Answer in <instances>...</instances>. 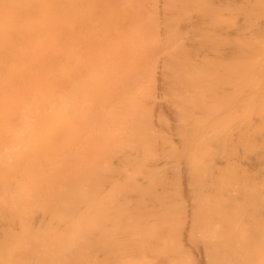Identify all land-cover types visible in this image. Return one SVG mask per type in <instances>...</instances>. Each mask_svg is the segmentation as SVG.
Segmentation results:
<instances>
[{"label": "bare ground", "instance_id": "obj_1", "mask_svg": "<svg viewBox=\"0 0 264 264\" xmlns=\"http://www.w3.org/2000/svg\"><path fill=\"white\" fill-rule=\"evenodd\" d=\"M85 1L0 0V88L5 84L4 76L23 80L12 102L3 97L0 100L3 108L8 106L5 111L15 109L14 114H5L6 124L4 115L0 118V123L4 120L1 131L9 128L0 133V143L4 144V148L0 144V264H111L116 259L119 264L123 255H135L138 248L147 253L152 238L151 246L158 243L159 248L152 247V251L157 250L155 260L160 262L156 264H193L194 260V264L199 260L203 264H264V0H146L145 18L135 20L134 14L135 21L128 22L129 28L126 25L130 31L121 38L124 41L118 38L126 44L122 49L126 51H120L125 45L119 46L118 41H113L118 43L115 46L106 42L108 47L103 49L108 48L107 53L101 48L103 53L98 54L110 57L103 55L107 60L100 62L99 55L92 59V52L96 65H104L95 67L94 63L93 69V61L78 58V63L67 52L72 43L68 44L67 38L76 27L71 23L86 13L81 9L83 4L85 10H95L92 16L98 14L96 5L90 7ZM92 1L96 4L100 0ZM135 2L128 7L131 14L138 10H134L139 6ZM29 38L43 45L47 42L56 51L50 49L52 55L45 52L47 57L42 58L43 63L39 59V64L38 58L27 57ZM115 48L120 49L118 56H111L117 53ZM9 50L20 59L13 62L16 54L13 60L9 58L11 62L4 58ZM72 61L78 66L89 63V67L83 66L89 68L85 69L88 73L81 66L75 70ZM112 76L119 79L109 82ZM100 87L105 89L100 91ZM113 97L119 98H114L117 104ZM13 124L22 127L20 132H11ZM7 137L12 140L9 145ZM82 139L88 144L84 146ZM92 141L97 146L91 145ZM63 169L67 172L62 176ZM235 169L237 172H232ZM162 171L173 177H161ZM182 172L184 177L190 174L187 183L181 181L185 188L179 180L172 181L174 176H183ZM164 178L175 189L181 183L178 187L183 192L194 184L196 192H186L189 198L185 195V201L183 192L178 194L179 188L175 197L169 190L171 186L174 190L173 185ZM240 180L252 185L247 182L241 186ZM156 183L169 191L161 190L164 186L158 190ZM145 186L153 187V193ZM156 201L159 213L164 201L170 204H165L158 222L154 220L157 216L149 219L157 223L155 228L148 224L151 230L146 228L147 233L143 231L149 223L146 219L143 224L146 209L149 205L152 215L151 206ZM197 203L203 208V218ZM150 213L146 217H152ZM115 233L120 240L113 237ZM163 235L164 242H160ZM125 240L132 241L135 248L130 244L126 248ZM124 241L126 245L120 246ZM115 248L123 251L117 255L123 259H115ZM194 250L205 254V260L202 255L196 261ZM141 253L136 254L138 258L143 257ZM148 256V261L146 256L141 262L133 260L151 264L154 257ZM123 264H130L129 260Z\"/></svg>", "mask_w": 264, "mask_h": 264}, {"label": "rangeland", "instance_id": "obj_2", "mask_svg": "<svg viewBox=\"0 0 264 264\" xmlns=\"http://www.w3.org/2000/svg\"><path fill=\"white\" fill-rule=\"evenodd\" d=\"M84 1H85V0H84ZM88 1H90V0H87V4L90 5V7H91V5H96V6H95V8H96V12H95V13H98L97 15H99V16H97L96 14H95V16H92V14H93L92 11L94 12L95 10H92V9H91L92 7L89 8V10H85V5H84V4H83L84 7L81 8L82 10L84 9V10H83V14H84L85 11H86V13H88V12L91 10V12H90L91 15H90V16H91L93 19L95 18L96 20H95V19L93 20L92 18H88L89 15H88V16H87V15L85 16V14H86V13H85L84 15H78L79 17L75 18V20H73L74 22L71 23V24H73L74 26H76V27H75V30L72 29L74 32H73V31L70 32V30H71L70 27L67 28V29L69 30V32L71 33V36H70V33L68 32V34H69V36H70V38L68 37L69 39L67 38L68 44L72 41V43L68 45L69 47H67V50H69V48H70V50L67 51V52H71V53H72V55L69 53V54L71 55V56H69V57H70V58H71V57L74 58V60L76 59V60H75L76 62L78 61V58H79L80 61H81L82 59H85L86 61H87V60H89V61H90V60L93 61V63H91V65H90L89 63H86V61H85V62L82 61L83 63H86V65L83 64V66H84V65H85V66H88V64H89L90 66H92V65L95 63L94 60H95V58L98 57L97 55L100 56V54L103 53V52H100V51H101V48H102V49H103V48H106V46H107V45H106V44H107L106 42H108V43L110 44V45L108 44L109 46H111V44L114 45V46H115V44L118 45V43L113 44V43H114L113 41H116V42L118 41V42H120V40L122 41V40L124 39V36L127 34L126 31H127V30L130 31V30L127 29V27H126V25L128 24V22H129V24H130V21H135L136 19H138V20L140 19V20H141V19L143 18V16H144L145 11L148 10V9L146 10V8H148V5H147L148 2H147L146 0H139V1H138V0H127V1H125V0H106V1L103 0V1L101 2L103 5L99 3L101 0H100L98 3H96V4H95L96 1L94 2V1L91 0L94 4H92V3L90 4L91 1H90V2H88ZM134 1H136V2H135V5H136V6L139 5V6H137L136 9H134V10H137V9H138V10H137V11L132 10V11H134V12H132V14H131V13H130L131 10H129L128 7H129V5L131 4V2H134ZM144 1H145V2H144ZM85 2H86V1H85ZM85 2H84V3H85ZM118 2H119V3H118ZM123 2H124V3H123ZM128 2H129V3H128ZM138 2H140V3H138ZM146 2H147V3H146ZM127 3H128V4H127ZM137 3H138V4H137ZM142 3H143L144 6L140 5V4H142ZM106 4H107V5H106ZM108 4H110V5H108ZM112 4H113V5H112ZM132 4H133V3H132ZM117 5H118V7H120V8H119L120 13H119V10H118L117 7H116ZM122 5H123V6H122ZM126 5H127V6H126ZM105 6H106L108 9H107ZM110 6H111V7H110ZM121 6H122V7H121ZM130 6H131V5H130ZM86 7L88 8L87 5H86ZM104 7H105V8H104ZM132 7H133V6H132ZM132 7H131L130 9H132ZM140 7H141V8H140ZM144 7H146V8H144ZM87 8H86V9H87ZM95 8H94V9H95ZM114 8H115V9H114ZM127 8H128V9H127ZM133 8H135V7H133ZM100 9H101V10H100ZM105 9H107V10L104 12ZM123 9H124V10H123ZM139 9H140L141 11H140ZM108 10H110V12H109V13H106ZM113 10H115V11L112 12ZM117 10H118V11H117ZM127 10H129V13H128ZM142 10H143V12H142ZM80 12H82V11H80ZM139 12H140V13H139ZM100 13H101V14H100ZM104 13H106V14H104ZM110 13H111V14H110ZM112 13H113V14H112ZM116 13H117V14H116ZM121 13H122L123 15H122ZM124 13H125V14H124ZM78 14H79V13H78ZM80 14H81V13H80ZM134 14H135V15H134ZM137 14H138V16H137ZM140 14H141V15H140ZM102 15H103V16H102ZM125 15H126V16H125ZM133 15L135 16V18H134ZM142 15H143V16H142ZM90 16H89V17H90ZM101 16H102V18H101ZM109 16H110V17H109ZM114 16H115V17H114ZM141 16H142V17H141ZM145 16H146V14H145ZM82 17H83V18H82ZM112 17H113V19H112ZM123 17H124L125 19H124ZM126 17H128V18L126 19ZM107 18H108V19H107ZM115 18H116V19H115ZM133 18H134L135 20H134ZM144 18H145V17H144ZM144 18H143V19H144ZM78 19H79L80 21H79ZM101 19H102V20H101ZM109 19H110V20H109ZM128 19H129V21H128ZM76 20H77V21H76ZM97 20H99V22H100V23L98 22V25L96 24V23H97ZM108 20H109V23H107ZM112 20L114 21V23H113ZM115 20H117V21H115ZM138 20H137V21H138ZM75 21H76V22H75ZM86 21L89 22L90 25H89V23H87ZM119 21H121V22L119 23ZM126 21H127V22H126ZM137 21H136V22H137ZM70 22H71V21H70ZM117 22H118V24H117ZM123 22H124L125 24H122ZM76 23H77V24H76ZM81 23H82V25H81ZM133 23H134V22H133ZM137 23H138V22H137ZM137 23H135V24H137ZM71 24H70V26H72ZM83 24H84V25H83ZM86 24H88V25H86ZM94 24H95V26H93ZM99 24H101L102 26L99 25ZM103 24H104V25H103ZM114 24H115V25H114ZM129 24L127 25L128 28L130 27ZM110 25H111V26H110ZM116 25H117V26H116ZM119 25H120V26L123 25V26L120 27ZM68 26H69V25H68ZM74 26H72V27H74ZM78 26H79V27H78ZM90 26H91V27H90ZM104 26H105V27H104ZM131 26H133L132 23H131ZM92 27H93V28H92ZM97 27H98V28H97ZM111 27H112L113 30L111 29ZM117 27H118V29H117ZM46 28H47V27H46ZM76 28H78V29H76ZM79 28H81V30H80ZM101 28H102V29H101ZM114 28H115V29H114ZM120 28H122V29H120ZM82 29H83V30H82ZM99 29H101V30H99ZM107 29H108V30H107ZM125 29H126V30H125ZM77 30H80V31H77ZM104 30H105V31H104ZM110 30H111V32H110ZM114 30H115V31H114ZM92 31H93V32H92ZM108 31H109V34H110V33H112V34L109 35V34H108ZM119 31H123V32H121V35H120ZM25 32H26V31H25ZM45 32H46V31H45ZM103 32H105V33H103ZM116 32L119 33V35H118V34L115 35ZM50 33H51V32H50ZM66 33H67V32H66ZM78 33H79L80 35H79ZM85 33H86V34H85ZM92 33H94V34H92ZM95 33H96V34H95ZM99 33H100V34H99ZM113 33H114V34H113ZM122 33H123V34H122ZM125 33H126V34H125ZM128 33H129V32H128ZM25 34L28 35L27 32H26ZM46 34H47V32H46ZM105 34H106V35H105ZM27 35H25V37H26ZM33 35L35 36L34 33H33ZM33 35H32V36H33ZM36 35H37V34H36ZM51 35H53V34L51 33ZM51 35H50V37H51ZM81 35H82V36H81ZM84 35H85V37H84ZM113 35H115V36H113ZM129 35H130V34H129ZM129 35H128V37H129ZM29 36H30V33H29L28 37H29ZM32 36H31V37H32ZM37 36H39V35H37ZM65 36H67V34H65ZM74 36H75V37H74ZM94 36H95V37H94ZM99 36H100L101 38H100ZM107 36H108V37H107ZM110 36H112V37H110ZM116 36H117V37H116ZM126 36H127V35H126ZM25 37H24V38H25ZM28 37H27V38H28ZM40 37H41V36H40ZM47 37H49V34H48ZM47 37H45V39H47ZM53 37H54V36H53ZM73 37H74V38H73ZM91 37H92V38H91ZM98 37H99V39H98ZM109 37H110V38H109ZM113 37H114V38H113ZM65 38H66V37H65ZM77 38H78L79 40H78ZM81 38H83V39H81ZM115 38H116V39H115ZM118 38H119L120 40H119ZM121 38H123V39H121ZM16 39H17V38H16ZM16 39H15L16 43H19V42H17V41H19V39H18V40H16ZM29 39L32 40V41H31L32 43L29 41L30 43L27 42V44H26L27 46L29 45L30 48L27 47V46H25V47H27V50H30L29 52L27 51V55H28L27 57H34L35 59L38 58V60H36V61H38V63H39V59L41 60L40 62L43 63V60L47 57V54H48V55H52L53 52L56 51L55 47H54V48H50L49 45H48L49 43L47 44V42H45V41H44L45 43H44V45H43L42 42H41V44H39L40 42L37 41V39H36L37 42L34 41L35 38H34V39L29 38ZM51 39H52V38H51ZM51 39H50V40H51ZM72 39H73V40H72ZM95 39H97V40H95ZM109 39H110V40H109ZM111 39H112V40H111ZM114 39H115V40H114ZM126 39L129 40L130 38H129V39L126 38ZM13 40H14V39H13ZM24 40H25L24 42H26V38H25ZM38 40H43V39H42V38H41V39L38 38ZM70 40H71V41H70ZM108 40H109L110 42H109ZM15 41H14V43H15ZM27 41H28V40H27ZM48 41H49V40H48ZM73 41H75V42H73ZM80 41H81V42H80ZM86 41H87V42H86ZM123 41H124V40H123ZM123 41H122V42H123ZM21 42H22V40H20V43H21ZM38 42H39V43H38ZM51 42H52V41H51ZM76 42H77V44H76ZM103 42H104V43H103ZM111 42H112V43H111ZM52 43H53V42H52ZM52 43L50 44V46H54V45H52ZM78 43H80V44H78ZM105 43H106V44H105ZM31 44H32V45H31ZM46 44H47V45H46ZM120 44H122V43L120 42V43H119V46H124V45H125V47H121V48H120L121 50L118 48V50H120V51L123 52L122 49H126V44H125V43L122 44V45H120ZM70 45H71V47H70ZM98 45H100V46H98ZM42 46H43V47H42ZM76 46H77L78 48H77ZM82 46H84L85 48L83 49ZM119 46H118V47H119ZM73 47H74V48H73ZM107 47H108V46H107ZM41 48H42V49H41ZM112 48H113V47H112ZM116 48H117V47H116ZM116 48H115V49H116ZM40 49H41V50H40ZM50 49H51V50L53 49V50H52L53 52L49 53V52H50V51H49ZM54 49H55V50H54ZM72 49H73V51H72ZM78 49H79V51H77ZM80 49H82L83 51L81 52ZM99 49H100V50H99ZM107 49H108V48H107ZM107 49H103L104 51L106 50L105 53H107ZM109 49H111V47H110ZM10 50H11V49H10ZM10 50H9V51H10ZM31 50H33V51H31ZM45 50H46V51H45ZM118 50L116 49L115 52L117 51V53H116V54H111V56H112V55H117V54L119 53ZM14 51H15V49H14ZM14 51H10L8 54L6 53L8 56H5V55H6V54H5V55H4V58H5V57L8 58V59H9V58H12V60H13L14 58H16L17 55H18V53H15ZM84 51H85V52H84ZM89 51H90V52H89ZM98 51H99V52H98ZM109 51H112V50H109ZM109 51H108V52H109ZM125 51H126V50H125ZM125 51H124V52H125ZM19 52H20V51H19ZM45 52H47V54H46ZM92 52H93V58H92ZM115 52H114V53H115ZM122 52H121L120 54H122ZM124 52H123V53H124ZM11 53H12V54H11ZM24 53H25V52H24ZM29 53H30V54H29ZM98 53H100V54H98ZM109 53H110V52H109ZM112 53H113V52H112ZM9 54H10V56H9ZM15 54H16V56H15ZM34 54H35V56H34ZM11 55H12V56H11ZM36 55H38V56H36ZM43 55H44V56H43ZM86 55H88V56H86ZM90 55H91V56H90ZM103 55H106V56H107L108 54H103ZM103 55H102V56H103ZM13 56H15V57L13 58ZM18 56H19V55H18ZM45 56H46V57H45ZM102 56H100V57H101L100 62H103V61L107 60V59L103 60L104 58L102 59ZM117 56H118V55H117ZM117 56H116V57H117ZM119 56H120V55H119ZM43 57H45V58L42 59ZM94 57H95V58H94ZM107 57H110V55L107 56ZM107 57H105V58H107ZM122 57H123V55H122ZM2 58H3V57H2ZM17 58H19V57H17ZM17 58L15 59V61L13 60V62H16V61H17ZM91 58L94 59V60H92ZM112 58H113V57H112ZM117 58H119V57H117ZM19 59H20V58H19ZM22 59H23V58H22ZM32 59H33V58H32ZM108 59H110V58H108ZM113 59H114V58H113ZM115 59H116V58H115ZM121 59H122V58H121ZM72 60H73V59H72ZM74 60H73V61H74ZM102 60H103V61H102ZM73 61H72V64L74 65V62H73ZM80 61H78V63H79ZM89 61H88V62H89ZM91 61H90V62H91ZM98 61H99V58H98ZM98 61H97V62H98ZM118 61H120V60L118 59ZM9 62H11L10 59H9ZM82 62H81V63H82ZM106 62H107V61H106ZM78 63L74 65L75 70H76L77 68L79 69V67L82 65V64H80V66H78V65H79ZM39 64H40V63H39ZM98 64L101 65L102 63H98ZM98 64H97V65H98ZM108 64H109V63H107V64L105 63V65H108ZM95 65H96V63L94 64V66H95ZM97 65H96L95 67H98ZM102 65H103V64H102ZM83 66H81L80 68H81V69H82V68L84 69ZM103 66H104V65H103ZM88 67H89V66H88ZM95 67L92 66V69L95 68ZM83 69H82V70H83ZM85 69L88 70L89 68H85ZM85 69H84V72L88 73L87 71H85ZM90 69H91V67H90ZM82 70H81V71H82ZM81 71H80V72H81ZM88 71H89V70H88ZM119 71H120V70H119ZM121 72H122V71H120V74L123 73V72H122V73H121ZM81 73H83V71H82ZM86 73H85V74H86ZM90 73H91V72H90ZM117 73H118V71H115V74H116L117 76L122 77L123 74L120 76V74L118 75ZM83 75H84V73L81 74V76H83ZM113 76H114V75H113ZM113 76H112V78L109 80V82H113V81H114V80H113L114 78H115V80H118V79H119V77H113ZM117 78H118V79H117ZM3 79H4L3 82H4L5 84H3V85L1 84V85H2V89L0 88V100H1L2 97H3L4 100H6V101H11V102H12V99H14L15 97H17V96H16V93H17V94L19 93L18 90L21 88V85L23 84V82H22L23 80L21 81V82H22V83H21L20 80H18V82H17V79H13V78H11V79L8 78V79H6L5 76H4ZM5 79H6V80H5ZM9 79H10V81H11L12 83L9 81ZM13 81H14V82H13ZM1 82H2V81H1ZM3 82H2V83H3ZM7 82H8V83H7ZM16 82H17V83L20 82L21 85H20V83H19V84H16ZM24 85H25V82H24ZM24 85H23V87H24ZM4 86H5V87H4ZM10 87H11L12 89H10ZM3 88H4V89H3ZM7 88H8V89H7ZM15 88H17V89H15ZM106 88H107V87H106ZM13 89H14V90H13ZM99 89H100V91H101V90L103 91L105 88H101V87H100ZM1 90H2V91L4 90V91L1 92ZM11 90H12V91H11ZM108 90H109V88H108ZM5 91H6V92H5ZM14 91H15V92H14ZM100 91H99V92H100ZM105 91H106V90H105ZM105 91H104V93H105ZM106 92H107V91H106ZM3 93H5V97H4V94H3ZM100 93H102V92H100ZM118 94H119V93H118ZM18 95H19V94H18ZM115 97H116V95H115ZM115 97H113V101L116 99ZM118 97H120V95H118ZM10 98H11V99H10ZM114 98H115V99H114ZM7 99H9V100H7ZM117 99H119V98H117ZM117 99H116L115 101H117ZM6 101H5V103H7ZM115 101H114V102H115ZM11 102H9V103H11ZM7 104H8V103H7ZM115 104H117V103L115 102ZM8 105H9V104H8ZM6 107H8V106L6 105ZM6 107H5V108H6ZM2 108H3V106L0 105V118H1V115H2V116L4 115V118L2 117L4 120L6 119V118H5V117H6L5 114H6L7 112L9 113V111H11L13 114L15 113V112H14L15 109H14V111H13V109H12V110H11V109H8V110L6 109L7 111H5V108H3V109H2ZM16 110H18V109H16ZM18 111H20V110H18ZM18 111H17V112H18ZM22 112L26 113L25 111H22ZM8 113H7V115H8ZM18 113H19V112H18ZM24 113H23V114H24ZM19 114H21V111H20ZM25 115H26V114H25ZM16 116H17V113L15 114V116L13 115V117H16ZM7 117H8V116H7ZM23 117H25V116H23ZM24 119H25V118H24ZM4 120L2 121V123L4 122ZM6 120H7V119H6ZM6 120H5V122H4L5 124H6V122H7ZM2 123H0V125H1ZM3 125H4V124H3ZM3 125H2V127H3ZM7 125H10V124L8 123ZM16 125H17V126H20L21 124H19V125L16 124ZM10 126H11V125H10ZM12 126H14V127L12 128L13 130H12L11 132H14V131H16V130H17L16 132H18V131L20 132V129H22V127H21V128H20V127L17 128V127L15 126V124H13ZM0 127H1V126H0ZM4 127H5V126H4ZM7 128H8V127H7ZM7 128H6V129H7ZM1 129H2V128H0V131H1ZM3 129H4V128H3ZM6 129H5V130H2V131L6 132ZM18 129H19V130H18ZM23 129H24V127H23ZM25 129L28 130L27 128H25ZM25 129H24V130H25ZM8 130H9V128H8ZM24 130H23V132H24ZM29 130H30V129H29ZM2 131H1L0 133H2ZM7 133H8V131H7ZM7 133H6V134H7ZM7 135H8V134H7ZM85 136H86V137L89 136V133L86 134ZM85 136H84V139L86 138ZM91 137H92V136H91ZM88 138H89V137H88ZM90 139H91V138H90ZM91 140H92V139H91ZM91 140H90V141H91ZM4 141H6V140H3V143H4ZM7 141H8V137H7ZM7 141H6V143H7ZM10 141H12V140H10ZM10 141H8V143H7L8 145L10 144ZM82 141H83V139H82ZM86 141H87V139H86ZM86 141H85V142H86ZM13 142H14V141H13ZM83 142H84V141H83ZM83 142H82V143H83ZM85 142L83 143V145L85 144ZM92 142H93V144H91V145H96V146H97V142H95V141H92ZM92 142H91V143H92ZM94 142H95V143H94ZM1 143H2V142H1ZM1 143H0V144H1ZM82 143H81V144H82ZM86 143L88 144V142H86ZM14 144H15V143H14ZM81 144H80V145H81ZM89 144H90V143H89ZM1 145L3 146L4 144H1ZM85 145H86V144H85ZM85 145H84V146H85ZM2 146H1V147H2ZM84 146H83V147H84ZM88 146H89V145H88ZM8 147H10V146H8ZM8 147H7V148H8ZM11 147H13V146H11ZM15 147H16V146H15ZM80 147L82 148V146H80ZM3 148H4V146H3ZM5 148H6V147H5ZM76 148H78V150H79V147H76ZM81 148H80V149H81ZM78 150H77V152H78ZM75 151H76V150H75ZM79 151H80V150H79ZM225 157L228 158V156H225ZM230 157H232V156H230ZM164 158H165V157H164ZM185 159H186V158H185ZM222 159H223V158H222ZM223 160H225V158H224ZM72 161H73V160H71V162H72ZM228 161H229V159H228ZM69 162H70V160H69ZM74 162H75V160H74ZM70 164H71V163H69L68 166H69ZM71 165H72V164H71ZM68 166H67L66 168H69ZM241 167H243V166H241ZM222 168H225V167H222ZM222 168H220V169L222 170ZM234 168H235V167H234ZM64 169H65V168H64ZM64 169L62 170L61 175L63 174V172L66 171V170H64ZM229 169H231V168H229ZM240 169H241V168H240ZM241 170H242V169H241ZM160 171H161V170H159L158 172H160ZM231 171H232V170H230L229 172H230V173H232V172H237L236 169H235L234 171H232V172H231ZM239 171H240V170H239ZM250 171H251V169H250ZM66 172H67V171H66ZM70 172H71V171H70ZM156 172H157V171H156ZM185 172H186V171H185ZM220 172H222V171H220ZM225 172H226V170H225ZM227 172H228V171H227ZM243 172H245V171H243ZM247 172H248V171H247ZM251 172H252V171H251ZM162 173H163V176H161V177H164V175L167 174V173L165 174V172L162 171V172H161V175H162ZM187 173H188V172H187ZM215 173H219V172L217 171V172H215ZM215 173H214V176H215ZM248 173H249V172H248ZM253 173H255V172L253 171ZM149 174H150V173H149ZM180 174H181V173H180ZM184 174H185V173H184ZM219 174H221V173H219ZM240 174H241V172H240ZM68 175H69V169H68ZM68 175H67V176H68ZM147 175H148V174H147ZM159 175H160V174H159ZM169 175H171V174L169 173ZM181 175H183V172H182ZM188 175H190V174H188ZM188 175H187V176H188ZM216 175H217V174H216ZM229 175H230V174H229ZM62 176H63V175H62ZM62 176H61V177H62ZM64 176H65V174H64ZM187 176L184 177V175H183V176H180V175H179V176H176L177 178L174 176V179H172V181H175V182L177 181L176 183H178V180H179V182H181V181L183 180L182 182H184V184H185L186 179H189V177H187ZM211 176H212V177H211ZM211 176H210L211 178H214L213 175H211ZM218 176H219V175H218ZM218 176H215V177H218ZM240 176H242V174H241ZM250 176H252L251 173H250ZM65 177H66V176H65ZM166 177H167V179H168L170 176L168 177V174H167ZM172 177H173V175H171L170 178H172ZM181 177H182V178H181ZM231 177H233V176H231ZM231 177L229 176V178H231ZM175 178H176L177 180H176ZM237 178H238V177H236V179H237ZM245 178H247V177H245ZM250 178L252 179V177H250ZM156 179H157V178H156ZM164 179H165V178H164ZM164 179H163V180H164ZM167 179H165V180L167 181ZM232 179H233V178H232ZM232 179H231V180H232ZM241 179H243V178H241ZM169 180H170V179H169ZM184 180H185V181H184ZM212 180H213V179H212ZM257 180L260 182L259 179H257ZM188 181H189V180H187L186 183H187ZM213 181L215 182V179H214ZM240 181H241V180H240ZM244 181H246V180H244ZM255 181H256V180H255ZM258 181H257V182H258ZM169 182H170V181H169ZM169 182L167 181V183H169ZM182 182H181V183H182ZM231 182H233V181H231ZM247 182H248V181H247ZM247 182L243 183V181H241L240 184L243 183V185L241 184V186H244V187H245L244 184H246ZM249 182H250V181H249ZM249 182H248V185H249ZM167 183H166V185H168ZM181 183H180V184H181ZM193 183H195V182H193ZM211 183H213V182H211ZM235 183H236V182H235ZM260 183H261V182H260ZM156 184H157L156 186L159 187L158 190H160V188H161L162 186H164V185H160L159 183H156ZM158 184H159V185H158ZM169 184L171 185L172 183L170 182ZM180 184L177 185V189L180 188V187H178V186H180ZM213 184H214V183H213ZM213 184H210V185H213ZM172 185H173V184H172ZM182 185H183V183L181 184V186H182ZM186 185H187V184H186ZM186 185H185V186H186ZM189 185H190V184H189ZM191 185H192V184H191ZM214 185H215V184H214ZM246 185H247V184H246ZM251 185H252V183H251ZM251 185H249V186H251ZM258 185L260 186L261 184H258ZM150 186H151V185H150ZM160 186H161V187H160ZM193 186H194V188H195L196 185L193 184ZM193 186H192V187L189 186V187L192 189V190L190 189L191 191H195V190H196V188H195V190L193 189ZM237 186H238V185H237ZM237 186L234 185V187H237ZM145 187H147V186H145ZM148 187H149V186H148ZM148 187H147V188H148ZM153 187H154V185H153ZM153 187H151V188L149 187V189H152ZM158 187H157V188H158ZM164 187H166V186H164ZM164 187H162V188H164ZM173 187H174V185H173ZM182 187H184V186H182ZM186 187H187V186H186ZM246 187H247V186H246ZM162 188H161V190H164V191L166 190L167 192L170 190V191H171L170 193H172L173 191H174V193H175V192L177 193V191H176L177 189H175V187H174V190H173L172 186H171V188H170L169 190H167V187L164 188V189H162ZM184 188H185V187H184ZM144 189H145V188H144ZM149 189H147V190H149ZM153 189H154V188H153ZM153 189L151 190L152 192L150 191L151 194L153 193ZM171 189H172V190H171ZM182 189H183V188H182ZM187 189H188V187H187ZM185 190H186V189H185ZM190 190L188 189L187 191H184V192H185V193H184L183 191H181V188H180V190H178V191H179L178 194L181 193V192H183L184 194L181 193V194L184 196V197L182 196V198L184 199V198H186L187 196H188L187 198H189V195H187L186 192L189 193ZM180 191H181V192H180ZM191 191H190V192H191ZM161 192H162V191H161ZM195 192H196V191H195ZM227 192H228V191H227ZM227 192H226V193H227ZM155 193H156V192H155ZM157 193H159V192L157 191ZM163 193H164V192H163ZM170 193H169V194H170ZM176 193H175V194H176ZM193 193H194V192H192L190 195H192ZM159 194H160V193H159ZM165 194H167V193H165ZM175 194H174V196L176 197L178 194H176V195H175ZM209 194L211 195V193H209ZM213 194H214V193H212V197L214 196ZM154 195H155V194H154ZM161 195H162V194H161ZM171 195H173V194H171ZM185 195H187V196L185 197ZM207 195H208V194H207ZM221 195H222V194H221ZM262 195H263V194H262ZM168 196H169V195H168ZM174 196H173L174 199H172V200H175V197H174ZM215 196H216V195H215ZM219 196H220V195H219ZM241 196H243V195H241ZM201 197H202V196H201ZM201 197H200V198H201ZM208 197H209V196H208ZM210 197H211V196H210ZM220 197H222V196H220ZM170 198H172V197H170ZM179 198H181V197H179ZM187 198H186V199H187ZM190 198H191V197H190ZM198 198H199V197H198ZM198 198H197V199H198ZM183 199H182L181 201H184V200H185V199H184V200H183ZM164 200H166V199H164ZM172 200L169 199L170 203L173 202ZM179 200H180V199H179ZM190 200H191V199H190ZM192 200H193V202L195 201L194 199H192ZM148 201H149V200H148ZM150 201H152V200H150ZM153 201H154V199H153ZM185 201H186V200H185ZM187 201H188V200H187ZM145 202H146V200H145ZM154 202H155V201H154ZM154 202H152V203H154ZM158 202H159V201H156V203H154L155 206H151V207L153 208V210H152V215H151V213H150V211H149V210H151V208L149 207V205L147 204L148 207H149V209H148V207L145 205V208L147 207L146 210H148V212L150 213V216H152V217H149V214L147 215L148 217H146V213H148V212H147L146 210H144V211H146V213H145V220H143V224H145L144 221L147 222V221H149V219L154 218V217H156V216H157V217H156L154 220L158 222V220H157L158 215H160L161 213H163V212H162L163 210H164V211L166 210V207H165L166 205H165V204L167 203V202L164 201L165 204L160 205V206H162L161 209H163V210L161 211V209H159V211H161V213H159V212H157V209H158L157 207H159V203H158ZM237 202H238V201H237ZM242 202H243V201H242ZM148 203H149V202H148ZM157 203H158V204H157ZM162 203H163V202H162ZM168 203H169V202H168ZM168 203H167V204H168ZM170 203H169V204H170ZM195 203H196V202H194V204H195ZM240 203H241V202H240ZM160 204H161V203H160ZM182 204H183V203H182ZM186 204H187V205L190 204L189 201H188V203L186 202ZM192 204H193V203H192ZM192 204H191V205H192ZM198 204H199V203H197L196 205L198 206ZM151 205H152V204H151ZM170 205H173V203L170 204ZM191 205H188V206L190 207ZM199 205H200V204H199ZM163 206H164V207H163ZM154 207H156V208H154ZM167 207H168V205H167ZM192 207L195 208L194 205H192L191 208H192ZM164 208H165V209H164ZM169 208H170V207H169ZM169 208H167V209H169ZM186 208H187V206H186ZM198 208H199V206H198ZM200 208H202V207L200 206ZM200 208H199L198 210H200ZM155 209H156V210H155ZM189 209H190V208H189ZM192 210L195 212V209L192 208ZM196 210H197V207H196ZM198 210H197V212L199 213ZM224 210H225V209H224ZM155 211H156V212H155ZM200 212H201V216H202V218H203V208L201 209ZM263 212H264V211H263ZM155 213H156L157 215H155ZM158 213H159V214H158ZM259 213H260V212H259ZM154 215H155V216H154ZM260 215H261V214H260ZM141 216H144V215L142 214ZM190 216H191V215H190ZM201 216H200V217H201ZM257 216H258V215H257ZM263 216H264V213H263ZM261 217H262V215H261ZM215 218H216V217H215ZM258 218H259V217H258ZM143 219H144V218H143ZM146 219H148V220L146 221ZM199 219H200V218H199ZM151 220H152V219H151ZM261 220H262V219H260V221H261ZM157 222H156V223H157ZM47 223H48V222H47ZM150 223H152V226H153V224H156V223H154V222L149 221V223L147 222V224H145V225L148 226V224H149V226H151ZM245 223L251 225V223H249L248 221H247V222L245 221ZM245 223H244L243 225H246ZM261 223H262V221H261ZM263 223H264V221H263ZM263 223H262V224H263ZM145 225H144V227H145ZM149 226H148V227H145V229H144L143 231L146 230V232H147V229H146V228H148L149 231H150L151 228H149ZM152 226H151V227H152ZM154 226H155V225H154ZM154 226H153V227H154ZM246 226H248V225H246ZM153 227H152V228H153ZM155 227H156V226H155ZM155 227H154V228H155ZM157 227H158V226H157ZM248 227H249V226H248ZM261 227H263V226L261 225ZM217 228H220V227L217 226ZM62 229H64V228H62ZM62 229H61V230L59 229V230L62 231ZM60 231H59V232H60ZM149 231H148L147 233H149ZM159 231H160V228H159ZM120 233H121V232H120ZM122 234H123V233H122ZM116 235H117V239H119V238H120V237H119L120 235H119L118 233H115V234L113 235V237H114V236L116 237ZM124 235H125V234H124ZM164 236H165V235L161 236V237H162L161 239H160V237L157 236V240H158V238H159V239H160V242H164V241H161V240L163 239ZM122 237H124V236H122ZM128 237H129V235H128ZM165 237H166V236H165ZM111 238H112V237H111ZM186 238H187V237H186ZM208 238H209V237H208ZM262 238H263V234H262ZM123 239H125V237H124ZM152 239H153V238H152ZM152 239H151V241H152ZM167 239H168V237H167ZM112 240H113V239H112ZM119 240H120V239H119ZM127 240H128V239H127ZM127 240H125V241L127 242V246H126V248H127V247L129 248V247L131 246L130 243H131L132 241L128 243ZM130 240H131V239H130ZM149 240H150V239H149ZM163 240H164V239H163ZM180 240H181V239H180ZM186 240H187V239H186ZM260 240H261V239H260ZM117 241H118V240H117ZM122 241H123V240H122ZM125 241H124V242H120V243H123V245L120 244V246H122V247L125 246V245H126V242H125ZM151 241H149V242H150V244H149V248H148V246H147V253H146L145 250H141V249L138 248L137 251H136V249H135V251H136V253L134 252L135 255H132L133 253H131V254H130V257L127 256L126 254H125V255L122 254L123 251H126V253H127V250H125L126 248L123 249L122 247H120L121 249H123V251H122V250L118 251L120 248H119V249H118V248H117V249L115 248V249L117 250L116 254L113 252V253L115 254V259H116L117 255H119V256L123 255V256H122L123 258H124V256H125L124 259H123L122 257H117V258L123 259V260H122L123 262H124L125 260H129V263H130V264H133V262H134V264H136L137 261L135 260V261H136V262H135L133 259L138 258L137 256L139 255L140 252H142V253L144 252L143 254L145 255V253H146V255H145L146 257H145L144 255H142V253H141V256H143V257L139 256V257H141V258H138V261H139V260L142 261L144 257H145L146 260L148 261L149 259L147 258V256L150 254L151 256L149 255L148 257H150V258H151V257H154V258H152V261H154V263H155V262L160 263L159 261H157V259L155 260V254H154V256H153V253H154L155 251H157V250H155V251L153 250V251H152V247H153V245L151 246V244H153V243H152ZM158 241H159V240H158ZM158 241H157V242H158ZM165 241L167 242V240H165ZM183 241H184V240H183ZM261 241H262V240H261ZM114 242H116V241H114ZM149 242L146 241L145 244H146V243H149ZM153 242H154V244L156 243V241H153ZM160 242H159V243H160ZM186 242H187V241H186ZM186 242H185V244H186ZM188 242H190V241H188ZM116 243H117V242H116ZM177 243H179V242H177ZM177 243H176V244H177ZM183 243H184V242H183ZM113 244H114V243H113ZM128 244H130V246H128ZM133 244H134V243H133ZM145 244H144V245H145ZM157 244H158V243H156V244L154 245L153 248H155V246H157ZM161 244H162V243H161ZM181 244H182V243H181ZM243 244H244V243H243ZM118 245H119V244H117V247H118ZM146 245H148V244H146ZM159 245H160V244H159ZM177 245H179V244H177ZM187 245H188V243H187ZM210 245H211V244H210ZM182 246H183V245H182ZM182 246L179 245L178 247H182ZM184 246L186 247V245H184ZM246 246H247V245H246ZM114 247H115V246H114ZM131 247H132V246H131ZM185 247H184V248H185ZM134 248H135V247H132V249H134ZM156 248H158V246H157ZM184 248H183V249H184ZM190 248H191V247H190ZM247 248H248V246H247ZM158 249H159V248H158ZM183 249H181L182 252H184ZM187 249H189V248H187ZM248 249H249V248H248ZM149 250L152 251V254H151L150 252L148 253ZM178 250H179V248H178ZM191 250H193V249L191 248ZM114 251H115V250H114ZM128 251H129V250H128ZM133 251H134V250H133ZM133 251L131 250L130 252H133ZM138 251H139V253H138ZM119 252H121V255H120ZM193 252H194V253L196 254V256H197V257H196V261H197V259H200L201 256L203 255V254H202V255L199 254L198 252H195V250H194ZM203 252H204V250H203ZM205 252H206V251H205ZM118 253H119V254H118ZM124 253H125V252H124ZM174 253H175V252H174ZM184 253H185V252H184ZM136 254H138V255H136ZM147 254H148V255H147ZM182 254H183V253H182ZM189 254H190V253H189ZM189 254H188V255H189ZM191 254H193V253H191ZM191 254H190V256H192ZM74 255L76 256L75 253H74ZM74 255L72 254V258H73ZM103 255H105V254H103ZM174 255H175V254H174ZM176 255H177V256H180L181 254L178 255L177 252H176ZM176 255H175V256H176ZM204 255H205V254H204ZM204 255H203V257H204L203 260H205V257H206V256H204ZM221 255L223 256V254H221ZM101 256H102V255H101ZM101 256H99V257L101 258ZM113 256H114V255H113ZM126 256L129 257V258H127ZM132 256H134V258H132ZM168 256H169V255H168ZM170 256H171V255H170ZM170 256H169V258H168L167 260L171 259ZM172 256H173V255H172ZM183 256H184V255H183ZM194 256H195V255H194ZM194 256H192V257H194ZM256 256H257V255H254V257H256ZM99 257H97V262H98V263H99V260H98ZM163 257H164V256H163ZM181 257H182V256H181ZM223 257L225 258V256H223ZM223 257H222L221 259H223ZM257 257H258V256H257ZM257 257H256V258H257ZM130 258L133 260V262L131 261ZM145 258H144V259H145ZM156 258H158V260H159V257H156ZM161 258H162V257H161ZM173 258H174V257H173ZM183 258H184V257H183ZM187 258H188V257H187ZM164 259H165V262H166V258H164ZM164 259H163L162 263L164 262ZM175 259H176V258H174L173 260H175ZM178 259H179V258H178ZM192 259H195V258H192ZM221 259H220V256H219V261H222ZM252 259L255 260V258H252ZM101 260H102V259H101ZM101 260H100V261H101ZM112 260H114V259H112ZM112 260H111V261H112ZM116 260H117V259H116ZM116 260H114V261H116ZM186 260H187V259H186ZM188 260L191 261V259H189V258H188ZM247 260H248V262H250L249 259H247ZM102 261H103V260H102ZM114 261H113L114 264H115L116 262H118V260H117L116 262H114ZM141 261H139V262H141ZM150 261H151V259H150ZM152 261H151V264H154ZM160 261H161V259H160ZM176 261H177V260H176ZM119 262H120V260H119ZM123 262H120L119 264H123ZM167 262H168V261H167ZM169 262H170V260H169ZM172 262H173V261H172V259H171V263H172ZM185 262H186V261H185ZM187 262H188V264H189V261H187ZM192 262H193V261H192ZM251 262L253 263V261H251ZM113 263L111 262V264H113ZM174 263H175V261H174ZM194 263H195V260H194ZM194 263H193V264H194ZM198 263L200 264V263H202V262H200V260H199L196 264H198ZM204 263H205V262H204ZM116 264H117V263H116ZM137 264H138V263H137ZM155 264H156V263H155ZM163 264H164V263H163ZM166 264H168V263H166ZM177 264H178V262H177ZM202 264H203V263H202Z\"/></svg>", "mask_w": 264, "mask_h": 264}]
</instances>
